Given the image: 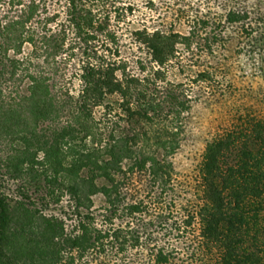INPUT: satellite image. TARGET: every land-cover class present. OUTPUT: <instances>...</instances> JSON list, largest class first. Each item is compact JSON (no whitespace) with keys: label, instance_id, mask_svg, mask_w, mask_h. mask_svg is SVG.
I'll return each instance as SVG.
<instances>
[{"label":"trees","instance_id":"16d2710c","mask_svg":"<svg viewBox=\"0 0 264 264\" xmlns=\"http://www.w3.org/2000/svg\"><path fill=\"white\" fill-rule=\"evenodd\" d=\"M212 1L0 0V264H264V110L174 162L195 103L264 78L259 0Z\"/></svg>","mask_w":264,"mask_h":264},{"label":"rangeland","instance_id":"374dc122","mask_svg":"<svg viewBox=\"0 0 264 264\" xmlns=\"http://www.w3.org/2000/svg\"><path fill=\"white\" fill-rule=\"evenodd\" d=\"M140 1L143 5L148 0ZM154 1L157 4L160 3V0ZM218 2L219 0L211 2V4L214 5L213 9L217 8ZM255 3H257V11L258 9L260 11L264 10V0H259ZM142 12V14L147 16L146 8H142ZM261 25L259 30L262 32L264 31V22ZM48 59L50 63L43 65V67L48 70V72L52 71L51 75L55 78L54 83L56 88H58L61 93L68 91V87H70L68 76L71 72L68 71L63 57L51 56L50 58L48 57ZM39 62L41 63V60ZM236 77L239 79L236 82V89H244L245 93L248 94L246 97L239 96L242 95L244 91L241 90L242 93L236 91V96L230 102L213 104V101H201L197 104L195 103L193 106L191 117L187 125V140L183 146V150L174 158L176 168L179 171L178 178H180V180H183V178H186L187 175L193 172V169H195L202 157L206 142L214 138L218 130L221 129L220 123H226L225 121L227 119L231 120L233 118V114L236 111L234 106H240L235 103L244 101L243 107L251 109L254 115L264 110V78L256 76L254 71H249V69H237ZM58 212H60V210H58Z\"/></svg>","mask_w":264,"mask_h":264}]
</instances>
